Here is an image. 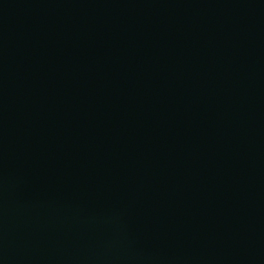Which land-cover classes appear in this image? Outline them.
Masks as SVG:
<instances>
[{
    "label": "water",
    "instance_id": "1",
    "mask_svg": "<svg viewBox=\"0 0 264 264\" xmlns=\"http://www.w3.org/2000/svg\"><path fill=\"white\" fill-rule=\"evenodd\" d=\"M0 264H264V0H0Z\"/></svg>",
    "mask_w": 264,
    "mask_h": 264
}]
</instances>
